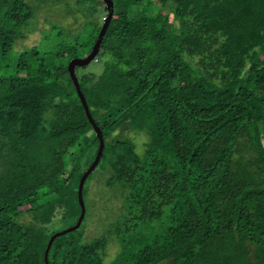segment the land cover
<instances>
[{"label": "trees", "instance_id": "16d2710c", "mask_svg": "<svg viewBox=\"0 0 264 264\" xmlns=\"http://www.w3.org/2000/svg\"><path fill=\"white\" fill-rule=\"evenodd\" d=\"M113 1L89 63L104 68L75 73L123 209L93 240L85 216L54 240L49 264H264V0ZM63 3L79 27L52 20L53 50L16 54L36 29L35 1L0 0V264H46L53 220L79 217L99 147L68 64L92 51L107 8ZM121 130L147 140L139 148Z\"/></svg>", "mask_w": 264, "mask_h": 264}, {"label": "rangeland", "instance_id": "374dc122", "mask_svg": "<svg viewBox=\"0 0 264 264\" xmlns=\"http://www.w3.org/2000/svg\"><path fill=\"white\" fill-rule=\"evenodd\" d=\"M35 4H32L34 8V17L30 20L27 30L31 28L35 31L27 33L26 36L16 40L15 44V53L19 51L18 49L29 48L33 45H38L39 49L42 51H51L54 49V44L49 42L47 32L51 29V21L55 23L58 22L69 30H76L79 26L78 20L80 18L74 19L73 16L69 17V14H72L71 11L67 12L69 7L66 5L65 0H34ZM73 18V19H72ZM100 24H103L101 22ZM14 57L16 55H13ZM104 68L102 62L100 63H91L90 65H85L79 67L77 72L79 75L87 74L91 71H96L97 69L102 71ZM93 69V70H92ZM49 112V111H48ZM119 133L131 137L136 141L139 148L143 146L145 140H147V135L145 133H137L131 130H121ZM44 140H48V135H44ZM93 154L95 150L93 149ZM90 158H92L90 156ZM88 157V159L90 160ZM94 159V158H93ZM85 161V160H84ZM94 161V160H93ZM91 165V164H90ZM3 169V160L0 157V171ZM95 171V172H94ZM95 178L87 182L85 188H87V194L85 195V202L87 205V215L86 220L84 221L83 228L85 227V237L89 240H93L96 236L106 235V232L111 231L113 224L116 221H119L121 212L123 209V198L119 197L123 188L120 185L115 184L113 187H110L106 184V180L109 176V171H102L101 165L97 166L94 170ZM93 175V177H94ZM79 200V199H78ZM80 204V203H79ZM78 212L74 210L70 218H57L53 220L51 225V231H61L70 226H73L78 221L79 217L77 216ZM80 216V215H79ZM59 218V219H58ZM19 220L23 223L31 222V215L26 213L23 216L19 217ZM86 225V226H85ZM110 238L108 246V259H111L115 256L117 251L120 249L119 244L116 239V235H108Z\"/></svg>", "mask_w": 264, "mask_h": 264}, {"label": "water", "instance_id": "95a60500", "mask_svg": "<svg viewBox=\"0 0 264 264\" xmlns=\"http://www.w3.org/2000/svg\"><path fill=\"white\" fill-rule=\"evenodd\" d=\"M105 2V5H106V8H107V17L104 21V23L102 24V27H101V30L99 32V35H98V38L93 46V49L92 51L85 57H76V58H73L70 60L69 64H68V69H69V72H70V75L72 77V80L74 82V85L76 87V90H77V93L83 103V106L85 108V111H86V114L88 116V119L90 120L92 126H93V129L99 139V147H98V151H97V154L95 156V159L94 161L91 163V165L83 172V175L80 179V182H79V186H78V199H79V203H80V206H81V213H80V216H79V219L78 221L76 222L75 225L73 226H70L64 230H61V231H57L56 233H54L50 239H49V242L47 244V247H46V250H45V263L46 264H49V251L51 249V246L54 242V240L56 238H58L59 236H62V235H65L67 233H70L72 231H75L77 229L80 228L82 222L84 221V218L86 216V211H87V205H86V202H85V199H84V186H85V182L87 180V178L89 177V175L96 169V167L98 166L102 156H103V151H104V148H105V139L103 137V132L102 130L100 129L99 126H97L94 118L92 117V114L90 112V108L88 106V103H87V100H86V97L81 89V86H80V82L78 80V77L75 73V69L77 66H85L87 64H89L90 62H92L98 55L99 51H100V45H101V41L103 40V37L108 29V26L110 24V21L114 15V7H115V3L113 0H104Z\"/></svg>", "mask_w": 264, "mask_h": 264}]
</instances>
